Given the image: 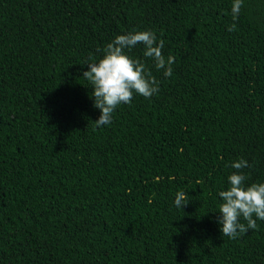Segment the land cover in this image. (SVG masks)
I'll return each mask as SVG.
<instances>
[{
  "label": "trees",
  "instance_id": "16d2710c",
  "mask_svg": "<svg viewBox=\"0 0 264 264\" xmlns=\"http://www.w3.org/2000/svg\"><path fill=\"white\" fill-rule=\"evenodd\" d=\"M0 0V264H264L217 223L230 164L264 182V0ZM151 30L160 91L97 128L91 58ZM189 197L182 210L175 194Z\"/></svg>",
  "mask_w": 264,
  "mask_h": 264
},
{
  "label": "clouds",
  "instance_id": "9594fccd",
  "mask_svg": "<svg viewBox=\"0 0 264 264\" xmlns=\"http://www.w3.org/2000/svg\"><path fill=\"white\" fill-rule=\"evenodd\" d=\"M243 0H233L231 6L234 23L228 31L236 30ZM138 44L143 45V57L154 62L157 71H162L165 78L173 75V64L176 56H165V41L154 31L133 30L126 34L116 35L102 50V58L88 63V70L82 76L89 84L93 107L99 109L100 116L93 123L97 128L112 122L113 113L124 104H130L134 95L145 99L151 98L160 91V81L149 70L145 59L135 58L129 54ZM234 171L227 177L228 187L218 192L220 203L217 223L220 231L229 239H236L249 230H257V221H264V182L247 183L249 180L243 169L249 167L248 161L238 158L230 164ZM189 197L183 190L175 194L174 205L182 210L189 203Z\"/></svg>",
  "mask_w": 264,
  "mask_h": 264
}]
</instances>
